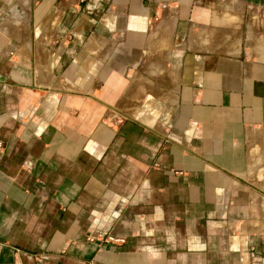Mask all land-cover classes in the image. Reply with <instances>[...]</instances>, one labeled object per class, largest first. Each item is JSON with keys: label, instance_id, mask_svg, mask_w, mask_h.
I'll return each instance as SVG.
<instances>
[{"label": "crops", "instance_id": "crops-1", "mask_svg": "<svg viewBox=\"0 0 264 264\" xmlns=\"http://www.w3.org/2000/svg\"><path fill=\"white\" fill-rule=\"evenodd\" d=\"M13 1L0 264H264V0Z\"/></svg>", "mask_w": 264, "mask_h": 264}, {"label": "rangeland", "instance_id": "rangeland-1", "mask_svg": "<svg viewBox=\"0 0 264 264\" xmlns=\"http://www.w3.org/2000/svg\"><path fill=\"white\" fill-rule=\"evenodd\" d=\"M15 1V0H14ZM13 1V2H14ZM81 2H86V0H82ZM8 3H9V0H0V19L2 17L5 18L6 15L4 14H7V9H8ZM84 3H81V4H84ZM14 15V14H13ZM41 259L45 260V258H42Z\"/></svg>", "mask_w": 264, "mask_h": 264}, {"label": "built area", "instance_id": "built-area-1", "mask_svg": "<svg viewBox=\"0 0 264 264\" xmlns=\"http://www.w3.org/2000/svg\"><path fill=\"white\" fill-rule=\"evenodd\" d=\"M2 147V143L0 142V148Z\"/></svg>", "mask_w": 264, "mask_h": 264}]
</instances>
